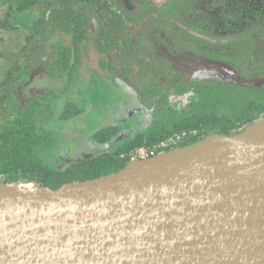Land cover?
<instances>
[{
	"label": "water",
	"instance_id": "95a60500",
	"mask_svg": "<svg viewBox=\"0 0 264 264\" xmlns=\"http://www.w3.org/2000/svg\"><path fill=\"white\" fill-rule=\"evenodd\" d=\"M0 264H264V119L57 189L0 182Z\"/></svg>",
	"mask_w": 264,
	"mask_h": 264
},
{
	"label": "rangeland",
	"instance_id": "374dc122",
	"mask_svg": "<svg viewBox=\"0 0 264 264\" xmlns=\"http://www.w3.org/2000/svg\"><path fill=\"white\" fill-rule=\"evenodd\" d=\"M23 1L26 0H0V100L5 99L7 96L9 84L14 85L17 80H21L25 75L30 76L32 74L30 79L33 83H28L26 86L19 88V91L23 94L22 105L38 95L46 96L50 93L51 88L55 91L65 86V82L59 80L55 84L51 83L50 70L57 76L60 71L57 68L48 67L52 66V60L59 59L58 51L60 50L58 49L61 48L56 49L53 47L54 49L51 50L49 47L53 41H58L57 39L62 40L66 45L71 43V38L59 34L56 39L47 42L48 45L45 46L46 49L44 50L37 27L40 21L48 19L53 11V7H49L46 3L55 0H39V4L32 10L19 12L16 5ZM66 1L76 10L92 15V29L94 32H97V21L98 23L103 21L107 23V20L104 19V17H107L111 32L110 36L113 37V40L114 38L118 39L116 41L118 45L115 43L107 44V48L104 44H100L98 47L101 49L97 51L91 43L89 44L91 62L109 61L112 64L114 76L107 79L111 86L100 80L87 82L85 93L88 98L84 100L83 104H80L79 108L72 103L64 106L70 100L69 98L61 101L60 99L54 100L55 103L51 109L50 106L46 105L45 107V112L48 111L47 114L50 115L46 114L47 116H45L42 114L38 119L39 121L45 117L42 120L44 127L52 132L55 140L58 139L56 147L46 155L51 158L49 161H52L60 170H64L67 165L80 161L88 162L91 158L103 155L115 145L132 138L140 129V124L142 128L152 121L153 113L150 114L151 111L147 106L149 107L155 102L154 107L157 109V105L162 99L159 91L169 89L171 83L175 82L174 87L178 91L189 89V83L183 78L179 79V73L184 69H190L194 72L198 69V71H204L205 66L203 64H207L208 67L214 64L213 60L206 62V57L209 54L221 51L224 47L223 44L228 41L230 36L229 32L223 30L224 22L220 12L228 8L227 5L231 6L242 0H216L219 5L214 7L215 0ZM254 1L256 7L257 4L264 5V0ZM99 11L103 17L98 15ZM197 19L205 21V34L192 29ZM3 23H6L7 26L3 27ZM209 23L212 30H210ZM212 33L214 36H212ZM32 36H35L33 40H29ZM102 47H106V50ZM50 51L53 52L51 55L48 53ZM204 51L209 54H205ZM46 53L50 55L51 59L48 60L49 56L47 57ZM260 54H257V61L259 62L263 59V55ZM211 56L208 58L212 59ZM204 60L205 62H202ZM225 62L218 65H224L227 68ZM249 70L251 69L249 68ZM117 71H120V76L117 75ZM103 72L105 73V71ZM220 76L226 82L232 80L231 76L229 78L225 77L223 72L220 73ZM74 77L81 80L78 71L74 73ZM234 81L239 82L237 77ZM81 83L84 84L82 80ZM240 83L246 85V87L242 86L236 93L230 94L229 104L224 99L223 103L220 102L222 104L220 109L215 110L212 106L207 108L209 114H212L215 110V114L220 118L228 117L232 119L234 121L233 125L238 128L237 131L244 127H240L239 122L242 108L246 103H252L251 101L259 96V90L254 91V88L251 87H254L252 81L247 82L241 78ZM209 88L212 89L213 85L209 84ZM249 88L251 90L248 91ZM153 91L155 96H150L149 94ZM58 94L60 93L58 92ZM169 94L172 95L173 93H168L165 97L169 98ZM175 95L179 97L177 98ZM175 95L173 96L177 99H184L188 106L192 105L193 102H188V99H186V94ZM64 97L67 96L61 98ZM80 108L85 109L82 115L78 114ZM52 111H54V115ZM179 113L178 109L177 112L174 110L167 112L168 120L166 124L168 127L166 129L172 128L170 125L179 121ZM263 119L264 114L257 121ZM110 125H113L111 127L120 126L121 128L119 130L116 128L109 129L110 133H114V136L110 138L112 146L101 144L104 138L99 137L102 136L100 133L102 129L107 126L110 127ZM45 134L50 144L53 136L48 131ZM185 135L178 136L182 138ZM94 138L99 143L94 142ZM85 169V167H76L73 171L76 176L71 182L67 181L72 179L71 175L65 176L64 180L61 177L60 181L63 183L61 186L91 180L88 179L90 177H86L89 172H87V169L84 171ZM77 175H82V177ZM53 177L55 176L53 175ZM9 178L8 175H0V182L9 183ZM55 178L58 181V178Z\"/></svg>",
	"mask_w": 264,
	"mask_h": 264
},
{
	"label": "trees",
	"instance_id": "16d2710c",
	"mask_svg": "<svg viewBox=\"0 0 264 264\" xmlns=\"http://www.w3.org/2000/svg\"><path fill=\"white\" fill-rule=\"evenodd\" d=\"M38 4L39 0H26L18 3L16 9L19 12H26L32 10ZM46 4L49 7H53V11L48 16V19L40 21L37 31L42 38V47L48 45V41L51 42L56 39L59 34L66 38H71L69 45L64 44L60 39H57L58 41L55 40L52 44V47L56 49L61 48L58 49L60 50L58 51V61L62 64V68H60L62 74L68 73L66 89H69L77 82V78L74 77V71L76 64L80 62L81 49L86 47V43L89 41H93V44L98 46L100 44V35L94 36L88 30L89 20L92 17L90 13L76 10L73 6L67 4L66 0L48 1ZM98 15H101L100 11ZM2 25L3 27L7 26L6 23ZM106 27L100 26L99 32L102 36L105 35L108 44H112L116 39L114 38L113 40V37L111 38L110 35H107ZM34 37L32 36L29 40H33ZM258 37L264 40V34L258 35ZM221 52L226 51L222 49L218 53L213 54L212 57L217 58ZM28 78L29 75L24 80H28ZM18 83L20 84L17 81L14 85H8V94L13 95L17 92L16 89L14 91V88ZM205 83L207 82L198 78L194 81L192 80L187 92L191 91L189 101L193 103L184 113L180 112L178 114V117H180L178 118L179 121L170 125L172 128L166 129L168 127L166 124L168 120L167 112L169 110L177 112V106L180 102L173 103L174 106H172L169 98L165 97L168 93H171L169 91L163 94L164 100L159 102L157 109H154L155 102L149 106L154 110L155 116L148 126L138 130L132 138L115 145L103 155H97L88 162L80 161L67 165L64 170L58 169L52 161H49L50 158L46 155L56 147L58 139L55 140L53 134L49 132L53 136L49 144L48 138L46 139L45 137V132L48 130L38 121L41 117V112L38 108L41 107L39 101L42 98L39 97L38 101H33L22 109L14 107V112L21 111V113L8 115L7 120L9 121H6V124L0 129V175L10 176L8 179L9 183L35 181L41 186L58 188L63 184L60 181L61 177L64 180L65 176L71 175L72 179L67 181L71 182L73 180L74 176H76L75 172H73L76 167H85L87 172H89L86 176L90 177L88 179L106 176L122 170L131 161V155L141 147L153 148L160 144L161 141L175 137L177 134L186 135L177 141L174 145L175 148H183L214 135L233 136L243 132L247 126L254 124L264 113L263 84L258 88L259 96L251 101L252 103H246L242 108L239 122L241 124L240 127H244L237 131L238 128L233 125L234 121L232 119L228 117L220 118L215 114V110L221 108V103L224 102V99L229 104L231 95L236 93L239 87L232 84L225 86L215 83V87L210 89ZM176 92L179 91L177 90ZM184 92L186 91L184 90ZM12 99L14 98L9 97V100ZM210 106L215 108L212 114L207 111ZM113 128L121 129L120 126H107L102 129V132H100L102 136L99 137L104 139L101 144H110L112 146L110 138L114 136V133H110L109 129ZM94 142L99 143L95 138ZM171 149L173 148H166L165 152H169ZM53 175L58 178V181ZM77 176L82 177V175Z\"/></svg>",
	"mask_w": 264,
	"mask_h": 264
},
{
	"label": "flooded vegetation",
	"instance_id": "af4514ba",
	"mask_svg": "<svg viewBox=\"0 0 264 264\" xmlns=\"http://www.w3.org/2000/svg\"><path fill=\"white\" fill-rule=\"evenodd\" d=\"M254 3H255L254 0L238 1V2H235L234 4L232 3L233 5H231V6L227 5L229 7L223 9L220 12V16L223 17L222 20L224 22L223 30L230 33V36L228 37V41L223 44V46H224L223 49L226 52H221L220 56L215 58V57H212L211 55L216 54L217 52H214L213 54H209V53L204 51L205 54H209V56H211V58H212V59H209L208 58L209 56L206 57V62H209V61L211 62L212 60H213L212 62H214V64L209 65V67L207 66V64H203L205 66L204 71L207 73H205L204 71H198L199 69L196 70V72L191 71L190 69H184V71L179 73L180 74V75H178L179 79L180 78L185 79L189 83V86H190L192 80L194 81L195 79L198 78L199 80L207 82L205 84L208 87H209V84H212L213 88H214L215 83H219V85L221 84V85H225V86H230V84L236 85L240 89V88H242V86L246 87V85H243L240 83V79L243 78L247 82L252 81L254 83V87L253 86H251V87L254 88L253 89L254 91H258V88L264 84V40L260 39L258 37V35L264 34V5L257 4V7H256ZM218 5H219V3H217V1L215 0L213 3V7L218 6ZM99 16L103 17L102 14ZM104 19L107 20L106 21L107 23H104V21H103L100 24L97 21V23H96V25L98 26L97 32L93 31V29H92L93 23H92V19H90L89 24H88V30L94 36L100 35V44H102V45L104 44L107 47L108 43H107V40L105 38V35L102 36L99 32L100 26L103 25V26H107L105 29L107 35H110V33H111L109 30L108 18L104 17ZM204 22L205 21H203L201 19H197L196 23L192 29H194L198 33L205 34L206 27H205ZM113 25H114V22H113ZM208 25L210 26V30H212L210 23ZM212 36H214L213 33H212ZM117 40L118 39L116 38V40L113 42L116 45H118V43L116 42ZM53 42L51 44H53ZM90 43L95 48V50L98 51L101 49L100 47H98V46H100V44L97 46V45L93 44V41L87 42L86 47L81 49L80 56H79L80 62L78 64H76L77 66H76L75 71H74V73L77 71L79 72V74L81 76V80L84 84L81 83V80L77 79V82L75 83L74 86H72L69 89H66L67 88L68 73L62 74V72L60 70V68H62V64H60L57 59L54 61L52 60V66L50 65L48 68H57V69H59L60 72L57 76V75L53 74L50 70L51 83L53 82V84H55V82L57 83V80H59V81L65 82V84H64L65 86L62 89L58 88V90H55V91L51 88L50 93H48L49 95L48 94L46 96L38 95V96L34 97L32 100H30L27 103H25L24 105H22L21 102L23 99V96H22L23 94H21V92L19 91V88L26 86V84H28V83H30V84L33 83V81L30 79L32 74L29 76L28 80H24L28 74L25 75L24 78H22L21 80L20 79L17 80L20 82V84L19 83L16 84V86L14 88V91L16 89L17 92L14 93L13 95L7 94L5 99L0 100V129L3 125L6 124V121H9V120H7L8 115H13L14 113H16V114L21 113V111L14 112V107L22 109L25 105H29L33 101H38L37 99L40 97V98H42V100L39 101V105L41 104V107H38L39 111L41 112V115L44 114L45 116H47L50 114H47L48 111H47V113L45 112L46 111L45 107L47 105V106H50L49 108L51 109V107L54 106V103H55L54 100L60 99V101H61L63 99L69 98L70 100H68L64 104V106L68 105L69 103H72L75 106H78V108H79L80 104H83L84 100L86 98H88V96L85 93V88L87 86L85 84L87 82H91L92 80H95V81L100 80L104 84L110 85L107 79H111V77L113 78V76H114L112 64H110L109 61L108 62L100 61V63L91 62L90 61L91 57L89 54V44ZM51 44H50L49 49L52 50L54 48L53 47L51 48ZM106 47H102V48L106 50ZM42 48L44 50L46 49L45 46ZM42 48H40V49L42 50ZM48 53H50V55H51L53 52L50 51ZM258 53H261L263 55V59L261 62L257 61V59H258L257 54ZM50 55L47 54V57L49 56L48 60L50 58ZM214 59H219V60H214ZM215 61H217L218 63H216ZM221 61H224V62L226 61L225 63L227 64V66L229 68L224 67V65L219 66L218 64H222V63L224 64V62H221ZM202 62H205V60ZM219 62H221V63H219ZM249 68L251 70H249ZM208 69H210V70H208ZM103 71H105V73ZM66 72H68V71L66 70ZM221 72H223V74H225V77H227V78H229L231 76L232 80H230L229 82H226L222 78V76H220ZM117 75L120 76V71H117ZM20 76H21V74H20ZM236 77L239 80V82L234 81V79ZM174 85H175V82L171 83L169 89H162L161 91H159V95H161V97H162L161 101L164 100L163 94H166L167 92L170 91L171 93H173L172 95L169 96L170 104L172 106H174L173 103H176L179 101L180 104L177 106V109L181 113H184L186 111V109L189 108L190 106L187 105V103L184 101V99L183 100L177 99L179 96H177L175 94H178V95L186 94L187 95L186 99H188V102H190L189 101L190 92L189 91L187 92L188 89H184L186 92H184V90H181V91L179 90V92L175 93V91H177V89L174 87ZM50 87H51V84H50ZM248 90H251V88H249ZM57 91L60 94H58ZM55 94H56V96H55ZM62 95L67 96V97L61 98V97H63ZM149 95L155 96V92L153 91ZM173 95L177 96V98ZM9 97H12L14 99L9 100ZM73 98L75 101L73 100ZM180 106L183 107L182 109L184 111L181 109ZM147 108L151 111L150 114L153 113L152 114V121H153V118L155 116L154 110L148 106H147ZM92 110H94V109H92ZM84 112H85V109L80 108L78 114L82 115V114H84ZM52 113L54 115V111H52ZM52 113H51V115H52ZM44 118L45 117H43V119ZM74 118H72V119H74ZM42 120H39V123L43 125ZM150 123H148L146 126H148ZM110 126H113V125H110ZM139 126H140V129L146 127V126H143L141 128V124ZM43 127H44V125H43ZM99 128H100V126H99ZM99 128H97V130H99ZM123 129H124V127H123ZM62 131L64 134L65 133L64 129ZM48 132H51V131L48 130ZM180 137L181 136L177 135L176 137H171L168 140L161 141L160 144H158L157 146H154L153 148H148V147H141V148L156 149L157 153L165 152L166 148L176 149L177 147L175 148L174 145L177 143V141L181 140ZM128 139H130V138H128ZM128 139H126V140H128ZM173 149H171V150H173ZM66 153H68V152H66Z\"/></svg>",
	"mask_w": 264,
	"mask_h": 264
},
{
	"label": "built area",
	"instance_id": "2783aa9c",
	"mask_svg": "<svg viewBox=\"0 0 264 264\" xmlns=\"http://www.w3.org/2000/svg\"><path fill=\"white\" fill-rule=\"evenodd\" d=\"M163 152L157 153L156 149H145V148H140L136 150L132 155H131V160H146L152 157H155Z\"/></svg>",
	"mask_w": 264,
	"mask_h": 264
}]
</instances>
